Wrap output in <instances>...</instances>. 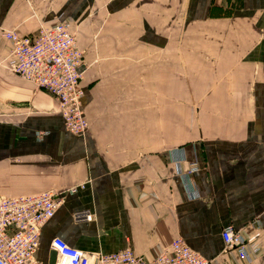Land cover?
<instances>
[{"label": "crops", "instance_id": "obj_1", "mask_svg": "<svg viewBox=\"0 0 264 264\" xmlns=\"http://www.w3.org/2000/svg\"><path fill=\"white\" fill-rule=\"evenodd\" d=\"M55 21L87 66L83 135L8 70L0 35V196L82 185L44 224L35 257L47 262L58 237L152 259L181 237L209 264H248L222 241L232 226L259 245L249 264H264V0H0V34Z\"/></svg>", "mask_w": 264, "mask_h": 264}, {"label": "built area", "instance_id": "obj_2", "mask_svg": "<svg viewBox=\"0 0 264 264\" xmlns=\"http://www.w3.org/2000/svg\"><path fill=\"white\" fill-rule=\"evenodd\" d=\"M0 35L9 43L8 70L55 98L65 129L75 136L83 135L88 122L82 110L80 79L87 66L68 24L55 21L49 27L40 26L32 37L9 30ZM197 169L196 162H188L185 171L179 170L189 198L195 196L190 176ZM80 188L82 185L63 193L0 196V264H48L35 257L42 228L66 196ZM73 216L76 220H92L86 212H75ZM221 238L226 247L248 264L259 249L258 244L246 241L232 226L222 230ZM49 247L56 253L55 264H209L181 237L162 246L152 259L137 255L130 248L106 254L87 252L68 246L58 237L51 240Z\"/></svg>", "mask_w": 264, "mask_h": 264}, {"label": "water", "instance_id": "obj_3", "mask_svg": "<svg viewBox=\"0 0 264 264\" xmlns=\"http://www.w3.org/2000/svg\"><path fill=\"white\" fill-rule=\"evenodd\" d=\"M55 258H56V253L53 250L49 251V256H48V264H55Z\"/></svg>", "mask_w": 264, "mask_h": 264}, {"label": "rangeland", "instance_id": "obj_4", "mask_svg": "<svg viewBox=\"0 0 264 264\" xmlns=\"http://www.w3.org/2000/svg\"><path fill=\"white\" fill-rule=\"evenodd\" d=\"M161 248V247H160Z\"/></svg>", "mask_w": 264, "mask_h": 264}]
</instances>
